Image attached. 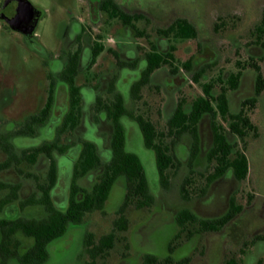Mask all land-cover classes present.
<instances>
[{
	"label": "flooded vegetation",
	"instance_id": "af4514ba",
	"mask_svg": "<svg viewBox=\"0 0 264 264\" xmlns=\"http://www.w3.org/2000/svg\"><path fill=\"white\" fill-rule=\"evenodd\" d=\"M104 1L106 0H87L91 23H93L91 7L97 4L101 16L103 12L100 6ZM114 1L128 13L122 8L119 0ZM20 2L21 0H17L16 4L15 2L13 4L12 0H0V27L4 32H17L27 42L32 41L33 35L26 36L15 29L20 20V15L17 13L20 12ZM24 3L28 2L24 0ZM124 28L126 39L125 42L119 43L120 51L107 52L116 61L110 69L95 63L100 55V53L95 54V49L99 46L101 35H98V40L93 44H89L90 37L86 33V27L80 26L75 32H69L66 51L58 58L59 66L45 68L46 80L49 84L45 106L38 114L15 125L12 129L10 119L0 118V264H48L55 254V244L60 241H64L67 248L73 244L71 248L75 251L72 261L64 264H74L82 248L88 257L86 264H96V261L103 257L94 258L92 256L94 248L100 246L102 240L110 235H113L114 247L117 234L128 231V210L130 208L137 211L150 210L158 205L159 191L168 190L172 179L170 171L174 168L168 171V185L165 186L158 169L161 135L167 136L162 148L174 156L175 165L178 161L192 173L194 164L203 161L208 172L205 176V188L197 193L198 204L207 215L198 216L196 208L191 205L193 200L190 192L182 191L185 206L175 210L174 216V225L179 230L181 228L178 221L183 213H194L201 220H219L229 215L233 208V200L236 206L239 205L233 196L235 189L233 186L240 182L232 170L217 176L207 186L208 178L213 172L208 156L214 148L216 135L219 131L231 136L228 123L222 120L216 103L211 102L212 113L204 112L198 117L195 128L197 139L194 138L193 128L190 127L195 102L201 97L205 98L203 86L213 83L212 95L217 96L221 92L223 83L228 79L227 76L222 78L223 82L217 79L201 84L205 73L197 83L195 75L202 70L201 68L195 69L192 60L179 64L175 56V48L167 51L155 45L159 54L172 56L173 64L156 69L150 76V84L144 87L142 83L149 69L148 56L154 53L153 44L148 51L136 47L137 43L132 41L130 36L133 31L138 33L137 29L131 26ZM83 36L87 43L80 46ZM77 43L78 47L72 51L71 47ZM75 58L76 63H74ZM188 62L191 63L190 69ZM250 64L246 66L251 68ZM245 69L246 67L242 73ZM165 70L170 72L169 78L172 80L178 78L181 72H187L195 83L201 84L202 94L190 103L185 97H179L172 112L165 119V125L160 127L150 112L130 110L129 102H141L143 91L148 89L156 76ZM85 72H93L94 75L82 82L79 76ZM243 75L244 73L238 88L228 93L230 111V93L240 89ZM162 85L168 94L167 84ZM174 89L179 91L177 86ZM255 92L256 80L254 96L243 99L239 110L231 113L239 114L243 103L253 99ZM168 101L170 104L171 98ZM180 105L188 118L181 134L169 127V121ZM253 109L248 106L249 117V112ZM219 119L221 122L218 121ZM224 124H227V127ZM149 132L153 136L151 144L146 138V133ZM180 149H184L185 158H179ZM118 153H121V160L126 155H131L136 156L140 161L149 191L147 197L142 192L131 191L129 177L127 173L121 171L102 209L80 208L79 205L84 204L87 199H94L97 187L109 173H112ZM185 181L186 179L181 189ZM138 182L135 183L137 189L141 187ZM117 187H121L120 201L112 231L95 239L93 233H86L85 220L95 213L104 212ZM218 193L221 194L219 205L208 206L209 200ZM117 222H122L126 228H117ZM33 228L40 230V236L32 232ZM191 228H193L191 224L187 223L184 230L189 233V238H191ZM263 253L264 241L256 244V252L251 257L253 263ZM232 260L239 264V259L235 257H231L225 264Z\"/></svg>",
	"mask_w": 264,
	"mask_h": 264
},
{
	"label": "rangeland",
	"instance_id": "374dc122",
	"mask_svg": "<svg viewBox=\"0 0 264 264\" xmlns=\"http://www.w3.org/2000/svg\"><path fill=\"white\" fill-rule=\"evenodd\" d=\"M12 1L13 4L17 2ZM26 1L42 14L32 41L27 42L17 32H4L0 27V118L10 119L11 129L38 114L45 106L49 87L45 68L59 66L58 58L66 51L69 32H75L80 26L86 27L89 44L101 35L99 45L104 50L95 63L104 65L105 69L116 63L107 52H119V43L126 39L122 23L108 20L104 13L100 16L97 4L91 7V23L87 0ZM119 3L128 13L144 17L136 23L137 31L142 32L144 37H138L139 34L134 31L130 36L137 43L136 47L145 51L152 44L167 51L175 48L179 64L192 60L195 69L206 70L201 84L237 73L240 69L238 63L241 67L258 64L264 76V51L256 42L264 0H119ZM178 18L187 19L197 28L196 40L167 39L158 33V30L169 28ZM84 36L80 46L87 43ZM77 47L78 43L71 50L75 51ZM245 67L240 89L230 93L232 112L239 110L243 99L254 96L257 72ZM93 75V72L82 73L79 80L83 82ZM169 76L168 70L162 71L143 91L141 102H129V109L150 112L163 127L179 97H185L190 103L202 94L201 84L195 83L187 72H181L179 79L172 80ZM164 83L169 95L163 89ZM176 86L179 91L174 89ZM169 98L172 100L170 104ZM249 115L258 128L257 136L250 133L244 144L231 136L239 149L245 148L250 168L245 181L234 186L231 183V187L235 188L233 196L243 207L234 220L216 233L195 234L189 238L187 231H179L174 225V216L175 210L185 206L181 195L182 183L187 178L191 179L192 185L188 188L193 200L191 205L196 208L198 216H206L205 210L198 204L197 193L205 188L208 172L203 161L194 164L192 173L177 161L178 170L170 171L172 179L168 190L159 191L158 205L144 211L130 208L128 231L117 234L114 247L96 264H145L146 255L160 259L162 262L159 264H167L164 260L169 256L174 260L173 264L184 259H189L188 264H225L231 257L239 259V264H264V253L258 256L255 263L251 258L256 252V244L264 241V92ZM218 121L221 122L220 119ZM224 126L227 127V124ZM179 156L186 157L184 149H180ZM120 192L121 187L115 188L104 212L95 213L85 220L86 233H93L95 239H99L112 231ZM220 195L218 193L210 199L208 206L219 205ZM254 239L255 244L247 248L245 244ZM169 244L174 248L172 254ZM55 247V254L48 264L72 261L75 251L67 248L64 241L56 243ZM87 261L82 248L74 264H86Z\"/></svg>",
	"mask_w": 264,
	"mask_h": 264
},
{
	"label": "trees",
	"instance_id": "16d2710c",
	"mask_svg": "<svg viewBox=\"0 0 264 264\" xmlns=\"http://www.w3.org/2000/svg\"><path fill=\"white\" fill-rule=\"evenodd\" d=\"M100 9L103 13H105L108 17V20H118L124 26H131L133 29H137L136 23L143 20L144 17L141 14L130 15L124 12L120 6L114 0H106L104 1ZM218 27H216L217 29ZM256 31L258 32L257 44L261 46L264 51V11L262 15V20L260 25L257 27ZM140 36H144L142 32H139ZM158 33L167 39L173 37L176 40H196L198 37L197 28L190 23L187 19L178 18L175 22L167 29L158 30ZM154 53L149 54V69L146 74V78L143 81L142 85L148 86L150 84V76L153 72L159 67L165 65H172V56L167 55L164 56L157 52L156 46H152ZM104 47L99 45L95 49V54L103 52ZM74 63H76V58L74 59ZM191 68V63H187ZM240 69L237 73H232L226 82L223 83L221 88V92L217 96L212 95V90L214 87L213 83H209L203 86V92L205 98H199L193 107L192 111V119H190V127L193 128V136L194 138H198L196 135V124L198 123L199 116L204 112H213V107L211 102L213 101L217 105L218 112L225 123H228V128L230 129V135L236 139H239L242 144L245 143L246 137L250 133H254L255 136L258 134V128L254 125L248 116V106L251 108H255L258 104L259 98L264 92V76L262 75L261 68L258 64H250L249 66L253 68L257 72L256 78V92L255 97L249 101L243 103V108L239 114H232L229 107L228 93L234 91L238 88L241 78H242V69L245 66L241 67V63H238ZM206 73V70L202 69L197 75H195V82H199L201 76ZM218 81L223 82L219 77ZM187 115L185 114L182 105H180L175 112L174 117L169 121L170 129H176L177 132L182 133V127L188 122ZM223 128V126H221ZM231 136L226 135L224 132H219L215 138V145L212 151L209 153L208 159L212 164V174L207 181V186L216 178L220 176L227 170H232L235 173V176L239 182L245 181L249 175V161L248 157L244 149H239V145L237 143L232 142ZM167 136L161 135L160 142L161 146L158 150V169L159 173L164 181V185H168L167 173L170 169L174 168V170H178L177 165L174 164V156L162 148L164 139ZM180 137V135H178ZM147 141L151 144L153 141V136L149 132L146 133ZM245 147V146H244ZM121 153H118L116 158V164L112 173H109L108 177L100 184L95 190L96 193L94 195V199H90L79 205L80 208H95L102 209L105 205V202L108 199V196L115 184L116 179L120 176L121 171L123 173H127V177H129V181L131 182V191L134 192H142L144 195L148 194V189L146 185V178L143 172L140 161L136 156L126 155L123 160H121ZM197 154V153H196ZM195 154V156H196ZM140 183L141 187L139 189L135 188V183ZM192 185L191 179L187 178L182 191L185 192L188 190V187ZM233 208L228 216L219 220H201L194 213L186 212L181 215L180 220L178 221V225L180 226V232H184L186 229L187 223H190L193 227L190 231V237L195 234H205L209 232H219L224 226H226L231 220H233L237 215H239L243 207L241 205L236 206L233 200ZM81 218V217H80ZM189 220V221H188ZM117 228H126L125 224L122 222L116 223ZM32 232H34L37 236H40V230L33 228ZM178 238V235L176 236ZM260 239V238H259ZM113 235L107 236L102 240L101 245L94 248V253L92 256L94 258L103 257L107 254V252L113 247ZM256 239L252 240L249 243H246L245 246L248 248L255 244ZM170 253L174 252V248L170 245ZM244 253V252H243ZM162 261L153 256H146L144 259L145 264H159ZM189 259H184L177 264H188ZM164 263L173 264L174 260L171 256L164 260ZM228 264H236L235 260L230 261Z\"/></svg>",
	"mask_w": 264,
	"mask_h": 264
},
{
	"label": "water",
	"instance_id": "95a60500",
	"mask_svg": "<svg viewBox=\"0 0 264 264\" xmlns=\"http://www.w3.org/2000/svg\"><path fill=\"white\" fill-rule=\"evenodd\" d=\"M21 4V5H20ZM20 5V20L16 24L15 29L26 36L33 35L35 29L39 23L40 18L42 17L41 12L35 9L31 4L24 3V0H21Z\"/></svg>",
	"mask_w": 264,
	"mask_h": 264
}]
</instances>
